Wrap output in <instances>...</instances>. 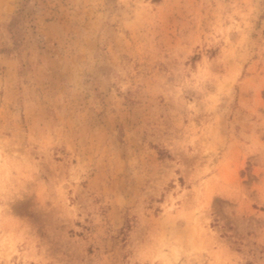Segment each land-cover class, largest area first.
I'll use <instances>...</instances> for the list:
<instances>
[{
    "label": "rangeland",
    "instance_id": "1",
    "mask_svg": "<svg viewBox=\"0 0 264 264\" xmlns=\"http://www.w3.org/2000/svg\"><path fill=\"white\" fill-rule=\"evenodd\" d=\"M0 264H264V0H0Z\"/></svg>",
    "mask_w": 264,
    "mask_h": 264
}]
</instances>
